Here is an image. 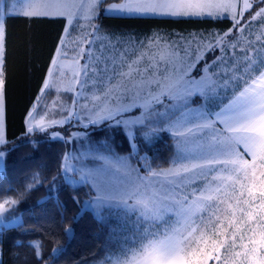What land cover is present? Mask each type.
Segmentation results:
<instances>
[{"label": "snow or ice", "instance_id": "1", "mask_svg": "<svg viewBox=\"0 0 264 264\" xmlns=\"http://www.w3.org/2000/svg\"><path fill=\"white\" fill-rule=\"evenodd\" d=\"M96 4L97 0H91L89 10L94 11ZM238 6V0L219 3L212 0H125L112 4L104 11L180 17L215 15L217 18L231 13L232 24L216 38L215 44L200 45L195 52L165 41L163 37L133 41L130 37L117 38L110 34L106 43H100L98 55L92 52L93 41L86 39L88 52L81 47L72 60L73 79L67 90L80 95L72 87L76 85L87 92L81 96L82 107L88 113L84 135H88L89 127L93 132L122 135L130 152L137 153L138 141L147 149L161 131L176 137V160L167 168L141 165L146 174L140 175L127 158L116 156L97 172L84 174L96 182L99 192L84 206L96 209L98 215L115 206L132 211L142 221L167 225L163 231H149L139 236L138 247L121 248L119 254L106 257L104 264H136L138 259L139 264H218L220 250L229 238L230 248L236 246L237 239L244 240V236L238 234L242 232L245 218L255 219L253 212H245L240 204L255 208L260 213L261 227H264V71L256 69L257 74L252 77L247 70L251 63L250 53L244 49H240L246 58L243 63L234 58L232 63H225L223 57L217 55L205 59L209 52L236 49V44L232 43L237 39L234 33L242 32L250 21L264 18V0H243L239 12ZM77 7L74 0L46 3L29 0L22 9L9 8L7 16H60L67 17L70 23ZM224 18L229 17L224 15ZM7 42L4 18L0 19V144L4 143ZM248 47L253 48V45L249 43ZM201 49L205 50L203 55ZM85 55L87 60L81 65L79 61ZM221 64L224 67L220 71L212 67ZM49 86L44 85L45 88ZM225 90L232 91L233 96L224 106H217V111L193 107L211 102ZM70 117L71 112L67 118ZM27 131L32 132L33 128L29 126ZM97 143L105 147L103 142ZM3 156L4 152L0 151V159ZM245 156L250 159H244ZM147 158L145 155L143 159ZM97 159L108 160V157L98 154ZM62 171L67 175L77 170L62 164ZM243 181H247V185ZM228 187L239 192L233 197L236 206L222 198L228 195ZM245 196L247 199H241ZM72 200L80 202L76 194H72ZM6 203L9 202L0 203V213L6 211ZM224 204L226 211L232 213L227 220L233 229L230 234L216 214ZM168 211L175 217L172 223L163 217ZM237 213H240L239 219ZM64 231L70 233L71 229ZM250 231L248 244L241 243L242 251L235 256L241 258L239 264H264V231L259 233L258 239L254 238L255 230ZM218 236L224 238L214 239ZM2 253L0 248V255ZM129 253L131 260L127 259ZM32 260L33 264H44L45 257L32 249ZM0 264H4L2 259Z\"/></svg>", "mask_w": 264, "mask_h": 264}, {"label": "trees", "instance_id": "2", "mask_svg": "<svg viewBox=\"0 0 264 264\" xmlns=\"http://www.w3.org/2000/svg\"><path fill=\"white\" fill-rule=\"evenodd\" d=\"M7 8L9 5L5 0H0V18H6L8 31L6 139L0 145V151H5L4 168L0 169V200L17 201L5 216L21 217V220L0 229V248L3 249L0 259L4 264H33L32 249H35L45 257L44 264H92L106 254L117 253L109 249H116L125 240H116L118 234L112 231L114 225L107 224L96 214V209L84 206L93 198L94 191L87 182L69 179V173L66 175L62 171V164L68 166L71 162V151L80 152L86 147L93 152L104 149L109 153L129 155L142 172L141 165L163 169L176 160L175 137L161 131L147 149L138 141L137 153L130 152L124 136L99 130L93 132L91 127L87 142L84 138L80 141L74 133L84 132V127L78 129L71 124L77 119L57 123L48 129H42L48 122L41 123L40 128L33 126V131L28 132L26 119L48 90L44 85L48 84L67 19L60 16H7ZM99 21L106 30L137 35L153 31L165 34L224 31L232 24L231 18L104 13L100 14ZM232 96L233 92L221 97L218 94L214 106H224ZM98 141L105 147L102 148ZM81 142L85 143L81 145ZM145 155L147 160L143 159ZM72 194L79 196V203H73ZM65 228H70L71 232L66 233Z\"/></svg>", "mask_w": 264, "mask_h": 264}, {"label": "rangeland", "instance_id": "3", "mask_svg": "<svg viewBox=\"0 0 264 264\" xmlns=\"http://www.w3.org/2000/svg\"><path fill=\"white\" fill-rule=\"evenodd\" d=\"M5 2L9 5V8H13L15 10L22 9L23 6L29 2V0H5ZM32 3H46L50 2V0H31ZM74 2L78 5V7L73 11V15L71 18V22L69 23L67 17V25L64 31L62 40L58 46V53L55 57L53 67L51 68V73L49 75L48 84L50 85L48 90H45V93L41 96L38 100V104L35 105V108L31 110L28 114V118L26 119L27 127L31 126L39 127L41 123H47V127H43L42 129H48L53 127L54 125L50 123V121H57L59 123L69 122L70 120L77 119L74 123H71L76 128L81 129L84 127L85 124L88 123V113L82 107L84 101L81 99L82 95H87L85 90H80L78 86L72 85V87L76 88L77 91L80 92V95H76L74 92L68 91V87L70 81L73 79L72 77V60L76 57V53L79 51L81 47L85 49V52H88V45L86 43L87 40H92V52L96 55L99 54L98 47L100 43L107 42L106 37L110 34H114L117 38L123 35L125 38L130 37L133 41L139 39L141 41H147L153 37H163L165 41H170L172 43L181 44L184 47H187L190 52L197 51L200 45H213L216 42V38L221 36L225 31H205V32H195V33H170L165 34L160 31H153L147 35H137L131 32L120 31L116 33V31H109L106 30L105 27L101 25L99 21L100 14H113V15H128V14H114L111 12H105V8H109L112 4L116 3H124L125 0H97L96 7L94 11L89 10V4L91 0H74ZM212 2L219 3L221 0H212ZM238 8L237 12L240 11V7L243 5V0H238ZM2 8V6H1ZM3 8L5 6L3 5ZM2 10H5L3 9ZM8 9V8H7ZM224 15H228L231 18V13L221 14L219 18H224ZM130 16H159V17H173L178 18L180 16H167V15H130ZM245 16H247V12H245ZM187 17H197V16H183L180 18H187ZM199 17H211L217 18L215 15L208 16H199ZM97 29L99 31H97ZM237 36L236 40H233L232 43L236 44L237 48L232 49L229 48L224 52H215V53H207L205 59H210L212 55H217L223 57L225 63H232L233 58L240 63L246 59L243 56V53L240 49H244L249 51L251 63L249 64L247 70L251 72L252 77L256 76V69L260 71H264V18H257L254 21H250L249 23L244 25V30L240 33H234ZM249 43L253 45V48H249ZM263 49V50H262ZM204 49L200 50V54H204ZM67 53V55H63ZM87 60V56L85 55L83 59H80L79 63L83 65ZM215 68L216 71H220L224 64H221L220 67H216L215 65L212 66ZM199 68V65H197ZM211 70V69H210ZM195 73H193L194 75ZM248 77H245L247 79ZM235 86H233L234 88ZM232 91H221L219 96L221 97L223 94L229 95ZM214 102L216 103V97L211 102H205L204 104L200 105H193L194 108H199L204 111L214 112L217 111V107L214 106ZM218 106V104H216ZM163 112L164 110L161 109ZM69 112H71V117L68 119ZM6 124L4 123V141L6 139ZM34 126V127H33ZM167 127V126H165ZM169 133L168 131H164ZM170 134V133H169ZM172 135V134H171ZM77 137L80 141L82 138L85 142L88 140V135H84V132H77L74 133V137ZM174 136V135H172ZM175 137V136H174ZM176 141V137H175ZM85 142H81L82 145ZM79 144V145H80ZM1 145V144H0ZM241 151H243L241 147ZM4 156L0 159V169L4 168V159H5V151ZM102 154L105 157H108V160L97 159V155ZM177 155V151H176ZM116 156L125 157L128 159V163L133 167L138 169L140 175H145L146 173L140 171V169L136 166V164L132 161L131 156L129 155H122L117 152L109 153L104 149H99L97 152H93L88 150L86 147H83L80 152L71 151L70 152V161L68 162V167L76 169L75 172H70L68 177L75 179L77 181H81V176L88 172H97L101 169L102 166L106 165L110 160L114 159ZM67 158L68 155H67ZM244 159H250V156H245ZM82 160H84V164L81 165ZM88 183L90 188L94 191L93 198L96 195H99V192L96 190L95 184L96 182L90 179L88 176L84 175V182ZM91 183V184H90ZM247 185V181H243ZM237 190L239 189V185L236 186ZM190 190V189H189ZM228 195L222 197L226 199L228 203L235 204L234 196L238 195L239 192H234L231 187L226 189ZM241 199H247V196L242 197ZM8 201L9 203L5 204L6 211L0 213V229L8 226H12L16 222H20L21 217H12L7 218L5 213L9 211V207L11 205H15L11 202L13 199H5L3 201L0 200V203H4ZM256 203H259L257 199ZM9 204V205H8ZM239 207L244 208L245 212L252 211L254 214L255 219L247 220L245 218V222L242 224V232L238 235H243L244 240L241 241L237 239L235 247H229L231 244V240L227 241L225 247L220 250L221 259L218 264H239L241 260L240 257L235 256L236 252L242 251L240 244H248V237L252 235L250 229L255 230L256 236L255 239L259 238V233L264 231V227H261V220L259 219L260 213L255 209H249L247 206L240 204ZM221 211L217 212L216 214L220 216L221 221L224 222V228L227 229L228 233L230 234L233 229L228 226L227 220L231 219L232 213L230 211H226L227 205H220ZM95 210V209H94ZM10 212V211H9ZM97 214V210H95ZM98 215V214H97ZM100 216L107 224L111 223L114 226L113 232L117 233L118 235L115 236L116 240L123 239V243H119L115 248L109 249L110 251H118L119 249H128V248H136V240L139 236L147 234L149 231L151 232H158L163 231L167 225L164 224H152L145 221L140 220L138 215L134 214L132 211H127L122 208L118 207H111L109 209H105L100 214ZM163 217L165 220H168L169 223L174 222L175 217L171 211L163 213ZM205 218H207V214H205ZM237 218H240V213H237ZM223 236L214 237V239H223ZM127 242V243H126ZM195 246V245H193ZM249 247H252L249 244ZM106 254L102 259L92 263V264H104L106 257L111 255ZM117 254H119L117 252ZM1 257V255H0ZM122 259L124 257H121ZM127 259L131 260L132 255L131 253L128 254ZM136 264H139V259L137 260Z\"/></svg>", "mask_w": 264, "mask_h": 264}, {"label": "crops", "instance_id": "4", "mask_svg": "<svg viewBox=\"0 0 264 264\" xmlns=\"http://www.w3.org/2000/svg\"><path fill=\"white\" fill-rule=\"evenodd\" d=\"M0 19H3V18H0Z\"/></svg>", "mask_w": 264, "mask_h": 264}]
</instances>
